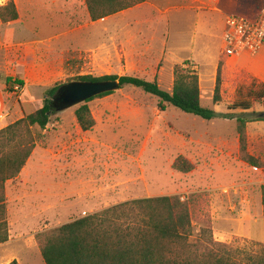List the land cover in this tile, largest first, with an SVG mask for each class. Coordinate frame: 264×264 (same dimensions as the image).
Segmentation results:
<instances>
[{
  "label": "rangeland",
  "instance_id": "1",
  "mask_svg": "<svg viewBox=\"0 0 264 264\" xmlns=\"http://www.w3.org/2000/svg\"><path fill=\"white\" fill-rule=\"evenodd\" d=\"M13 1L19 18L0 19V80L24 81L23 87L10 82L7 90L25 115L42 106L49 87L81 75H134L172 91L176 65L197 69L203 106L240 113L229 106L247 101L250 111H264L257 92L264 81L249 71L252 55L223 53L225 15H250L261 0H143L97 21L85 0ZM83 103L36 128L41 153L29 169L33 183L24 211L16 203L21 179L7 182L12 204L0 264H45L40 233L123 201L175 194L189 201L196 235L204 229L206 237L239 249L264 244L263 120L247 125L248 151L263 163L256 168L240 158L236 119L207 120L169 105L160 110L157 96L125 86L87 102L96 125L83 131L75 116ZM180 155L193 164L191 171L174 168ZM39 159L52 161L53 171L37 168Z\"/></svg>",
  "mask_w": 264,
  "mask_h": 264
},
{
  "label": "trees",
  "instance_id": "2",
  "mask_svg": "<svg viewBox=\"0 0 264 264\" xmlns=\"http://www.w3.org/2000/svg\"><path fill=\"white\" fill-rule=\"evenodd\" d=\"M141 2L143 0H85L92 21L132 8ZM18 18L19 11L13 0L0 6L3 23ZM222 68L223 62L220 61L214 90L216 103L221 100ZM109 79H118L120 88L134 86L157 96L160 110H165L169 105L207 120L236 119L240 158L255 167L263 166L262 161L248 151L247 125L264 121V117H259L256 111H250L251 103L247 101H236L229 106L230 110L240 108V113H222L203 106L197 69L176 65L172 91L164 90L156 79L147 80L134 75H81L78 80ZM10 82L24 86L22 79L7 77L6 85L9 86ZM62 85L55 83L46 90L40 108L0 129V243L9 237L6 184L20 175L31 157L39 136L35 132L36 128L45 129L52 116L64 109L65 102L58 94ZM12 90L8 87V91ZM263 91L264 84L260 83L257 92L264 96ZM110 93L112 91L98 96ZM93 98L75 110L77 122L84 131L96 125L87 104ZM193 167L182 155L174 162V168L181 172L187 173ZM262 204L264 206V185ZM206 236L204 229L197 235L194 233L189 201L175 194L128 200L40 233L38 238L45 264H264V244L254 243L259 246L255 250L239 249L232 244L214 240L212 235ZM10 264L18 262L14 260Z\"/></svg>",
  "mask_w": 264,
  "mask_h": 264
},
{
  "label": "crops",
  "instance_id": "3",
  "mask_svg": "<svg viewBox=\"0 0 264 264\" xmlns=\"http://www.w3.org/2000/svg\"><path fill=\"white\" fill-rule=\"evenodd\" d=\"M263 4H264V0H261L259 6L257 7V10L255 12H253L252 14L245 15V16L252 17V18L257 17V15L259 14ZM227 15H229V14H226L224 17V27H225V18ZM252 57H253V59L251 62V66L249 67V69H250L249 71L254 76H256L259 79H261L262 81H264V47L256 55H252ZM0 83H1L0 84V129H1V128H4L5 126L9 125L10 123H13L16 120L22 118L25 114H23V112H21V111H18L19 106H20V102H18V104H16L14 102V100L12 99V95L9 94L10 91L8 92V90H7L6 83L2 84L1 80H0ZM10 102H11V104H10ZM20 108H22V106ZM22 111H23V109H22ZM13 113H14V116L11 118ZM9 118H10V120H9ZM38 152H40V151H38ZM38 152H37V147H36L34 149L32 155H31V157L27 161L26 165L24 166L20 176H18L21 179V181L15 187V188H18L16 203H17L18 207H20L19 209H21L23 211H24V205L23 204L25 203V199L29 197L27 185L30 183L31 184L33 183L32 182L33 180L30 178L32 171H30L29 169L33 165V164H31L32 160L34 159L35 156H37ZM38 161L39 162H38L37 168H41L43 173L47 174L48 170L53 171L52 168H50V164L52 163V161L49 160V161L45 162V159H39ZM46 164L49 165V168L46 167ZM53 175L55 178V174H53ZM26 176L28 178H26ZM20 184H22L23 186L19 187ZM6 191H7L6 192V197H7L6 204H7V214H8V212L10 210V205L12 204V198L10 197V194H9V186L8 185L6 187ZM123 202H125V201H123ZM23 211H21V212H23Z\"/></svg>",
  "mask_w": 264,
  "mask_h": 264
},
{
  "label": "built area",
  "instance_id": "4",
  "mask_svg": "<svg viewBox=\"0 0 264 264\" xmlns=\"http://www.w3.org/2000/svg\"><path fill=\"white\" fill-rule=\"evenodd\" d=\"M223 43V53L228 57L256 55L264 47V4L255 18L227 15Z\"/></svg>",
  "mask_w": 264,
  "mask_h": 264
},
{
  "label": "water",
  "instance_id": "5",
  "mask_svg": "<svg viewBox=\"0 0 264 264\" xmlns=\"http://www.w3.org/2000/svg\"><path fill=\"white\" fill-rule=\"evenodd\" d=\"M118 79H109L101 81H83L74 80L63 84L58 94L61 95L65 102V108L86 102L95 96L105 92L116 91L120 89ZM259 117H264V111L258 112Z\"/></svg>",
  "mask_w": 264,
  "mask_h": 264
}]
</instances>
